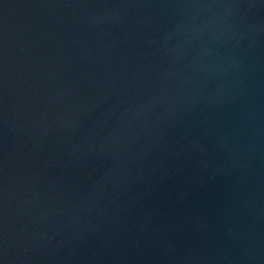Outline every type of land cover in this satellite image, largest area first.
Instances as JSON below:
<instances>
[{
    "label": "water",
    "instance_id": "95a60500",
    "mask_svg": "<svg viewBox=\"0 0 264 264\" xmlns=\"http://www.w3.org/2000/svg\"><path fill=\"white\" fill-rule=\"evenodd\" d=\"M91 264H264V0H82Z\"/></svg>",
    "mask_w": 264,
    "mask_h": 264
}]
</instances>
